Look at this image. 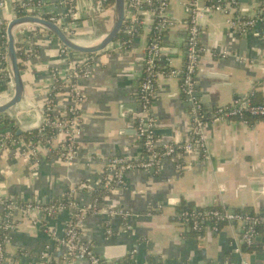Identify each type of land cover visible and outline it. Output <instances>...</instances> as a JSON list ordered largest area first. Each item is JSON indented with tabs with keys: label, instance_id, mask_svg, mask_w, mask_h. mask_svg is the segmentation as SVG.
Wrapping results in <instances>:
<instances>
[{
	"label": "crops",
	"instance_id": "obj_1",
	"mask_svg": "<svg viewBox=\"0 0 264 264\" xmlns=\"http://www.w3.org/2000/svg\"><path fill=\"white\" fill-rule=\"evenodd\" d=\"M40 1L42 5L34 10L38 14L66 9L61 0ZM186 1L170 2L169 14L178 24L165 36L161 69H181L185 64ZM237 2L242 15L258 18L246 33L244 44V33L228 26V15L207 9L200 13L201 52L196 84L201 101L210 104L209 109L203 102L208 111L243 97L264 103V17H260L256 2ZM208 3L209 0H203V4ZM2 14L7 23L12 20V5L4 8ZM142 16L144 24L131 46L120 48L113 41L107 49L88 54L92 74L81 86L83 133L77 141L72 165L51 155L47 146L40 147L37 157L25 154V144L21 143L9 150L0 149V222L3 199L53 202L80 182L89 185L77 189L74 198L88 205L95 188L102 185L101 175L108 158L143 156L134 119L140 108L138 90L153 16L149 12ZM114 20L113 5L101 11L94 0H78L74 17L66 21L65 30L71 37L96 44L111 30ZM38 30L36 27L30 34L29 42L36 51L23 61L24 98L2 114L14 123L8 124L2 118L1 132L12 131L14 125L21 127L22 133L37 129L42 121V102L52 83L51 70H68L66 58L60 55L62 42L53 33ZM223 50L229 53L227 57L222 56ZM156 90L151 112L161 129L156 134L158 142L187 141L192 115L190 103L182 95L180 77L159 76ZM59 94L63 100L67 98L65 92ZM22 133L18 135L23 137ZM206 142L209 158L187 155L181 170L166 158L159 172L127 171L123 185L104 196L102 211L87 217L82 228L84 239L100 256L115 261L137 248V264H240L242 259L250 264H264V229L254 248H243L239 253L235 248L241 245L242 228L236 222L223 224L218 232H196L176 220L182 204L264 213V119L209 120ZM109 208L123 213L111 215ZM15 218L16 228L6 245L10 260L16 264H39L45 252L53 261L63 260L64 248L52 232L55 230L58 237L63 235L70 211L42 218L40 224H33L21 211L15 213ZM71 264L89 263L75 259Z\"/></svg>",
	"mask_w": 264,
	"mask_h": 264
},
{
	"label": "built area",
	"instance_id": "obj_2",
	"mask_svg": "<svg viewBox=\"0 0 264 264\" xmlns=\"http://www.w3.org/2000/svg\"><path fill=\"white\" fill-rule=\"evenodd\" d=\"M78 0H61L66 8L62 12H53L47 15L38 14L34 10L42 5L40 0H0V32L8 23L5 21L2 11L10 4L14 10V17L24 15L43 16L64 29L66 21L74 17L76 2ZM98 9L106 10L110 0H94ZM260 6L261 15L264 17V0H253ZM171 0H125L126 11L121 36L114 41L120 48H128L134 42L141 26L144 24L143 13L149 12L153 16L151 35L147 42L142 75L139 83L138 101L140 108L136 118V134L141 140L143 156L132 158L127 156H112L106 162V168L101 175V182L108 192L117 191L123 185L125 174L130 170H155L159 172L162 162L166 158L174 161L178 170L183 169L184 158L187 155L209 158V150L206 142V128L209 120L241 119L249 121L250 118L264 119V103L256 102L252 97L237 98L233 102L218 106L208 111L197 94L196 76L200 61V13L203 9L212 12H223L228 15V26L241 32H249L258 18L245 16L237 7V0H209L203 4V0H187L185 11L188 20V29L185 45V64L183 68H160V58L164 50V39L170 30L174 29L178 22L169 14ZM114 6V5H113ZM41 29L40 33L49 32L40 25L24 23L15 30L17 49L25 58L30 57L36 50L31 43V33L35 28ZM67 31V30H66ZM51 33V32H49ZM119 34V35H120ZM4 39L0 45V82L7 87L0 91V105L9 101L14 93L12 74L8 65V34H2ZM112 44V43H111ZM110 44V45H111ZM32 45V46H31ZM109 45V46H110ZM60 55L68 62V70L61 71L54 67L51 70L52 83L46 99L42 102V121L38 127L39 138L28 140L18 136L15 132L0 131V149L9 150L16 144H25V154L37 157L41 146H47L51 155L63 158L67 164L72 165L77 154V141L83 133V114L81 104L84 101L82 83L91 76L92 70L88 54L76 52L60 43ZM75 54V56H74ZM82 54V57H76ZM229 53L222 51V56ZM20 60V59H19ZM22 60V59H21ZM159 76H179L181 90L185 101L191 107V135L187 141H171L159 143L156 135L157 118L151 112L152 103L157 95V80ZM65 92L67 98L63 100L62 94L54 95L55 90ZM53 110L55 115L51 117L48 112ZM19 128V127H18ZM21 128V127H20ZM22 129V128H21ZM25 130V131H30ZM88 183L80 182L78 186L71 187L66 195L53 202L42 203L34 200L15 202L11 199H3V213L0 222V264H16L10 260L6 245L10 242L12 232L16 228L15 213L21 211L33 224H40L42 218H50L58 212L68 210L71 212L70 220L65 224L63 235L57 236L58 242L64 248L62 261H53L48 252H45L39 264H71L75 259L85 260L89 264H137V248H133L128 256L119 261L108 262L95 251L94 246L83 237L82 228L90 214L102 211L100 197H93L88 205H82L74 198V193L81 187H88ZM111 215L123 213L121 210L109 208ZM42 214V216H41ZM128 214V212H124ZM177 222L190 226L196 232L210 229L220 231L223 224L236 222L242 228L241 245L236 246L235 251L241 253L243 248L252 249L258 244V237L264 229V213H255L246 210H234L226 207H191L183 208L176 212ZM111 233V230H108ZM145 264H165L152 263ZM191 264V263H185ZM210 264H220L217 262ZM240 264H250L249 260L242 259Z\"/></svg>",
	"mask_w": 264,
	"mask_h": 264
},
{
	"label": "water",
	"instance_id": "obj_3",
	"mask_svg": "<svg viewBox=\"0 0 264 264\" xmlns=\"http://www.w3.org/2000/svg\"><path fill=\"white\" fill-rule=\"evenodd\" d=\"M240 2H254L253 0H238ZM115 8V20L113 27L111 30L106 34V36L98 43L91 44V45H82L78 42L74 41L73 37L69 35V33L59 24L43 17L37 15H24V16H17L14 17L12 20L8 22L7 25V34H8V65L10 72L12 74L13 84H14V93L12 98L5 102L4 104L0 105V114L8 113L9 110L19 104L25 94V84L22 77V69L20 67V61L18 57V49H17V42H16V35L15 30L16 28L24 23H33L42 26L43 28L47 29L49 32L53 33L62 43L66 46L71 48L72 50L82 53V54H94L100 51H103L109 47L113 41H115L121 31L125 11H126V4L125 0H115L114 3ZM240 31V29H238ZM247 34L244 33V38L242 44L246 41ZM207 100V97H205ZM203 102L206 104L207 107L210 109V104L208 101ZM138 116V112L135 115L134 122L136 123V118ZM22 129L19 127L17 129V134L22 133ZM161 129L156 128L155 132L160 133ZM42 216V214H41ZM261 239V236L258 237V240ZM101 254L105 253L102 250H97ZM103 260L112 262L115 260L108 259L106 256H101Z\"/></svg>",
	"mask_w": 264,
	"mask_h": 264
},
{
	"label": "trees",
	"instance_id": "obj_4",
	"mask_svg": "<svg viewBox=\"0 0 264 264\" xmlns=\"http://www.w3.org/2000/svg\"><path fill=\"white\" fill-rule=\"evenodd\" d=\"M114 3H115V0H110V3L108 4L109 6H112V5H114ZM6 28H7V24H5L3 27H2V32H0V45L2 44V42H3V38H2V34H4L5 32H6ZM121 36V34L118 36V37H120ZM18 57H19V61H20V67H21V69L23 68V55H21V53L18 51ZM22 59V60H21ZM6 85L3 83V82H0V91H2V90H4V89H6ZM59 93V90H55L54 91V95H57ZM48 114L51 116V117H53L54 115H55V112L53 111V110H50L49 112H48ZM2 118H4L3 120L4 121H6L8 124H12V123H14L13 122V120H11V119H9V118H7L6 116H4V115H2V114H0V120L2 119ZM12 129H13V131L15 132V134L16 135H18L17 134V127L14 125L13 127H12ZM22 135H23V137L24 138H26V139H28V140H37V138H39V131H38V128L37 129H32V130H30V131H24L23 133H22ZM18 136H20V135H18ZM102 185H103V183H102ZM102 185H98L97 186V188H95V190L93 191V197H96V196H98V197H100V203H102L103 202V198H104V196L108 193V190H107V188L105 187V186H102ZM10 199V198H9ZM7 201H9L8 199H7ZM191 207H193L192 205H189V204H182V206L180 207V209H183V208H191ZM263 231V230H262ZM152 263H159L158 261H151Z\"/></svg>",
	"mask_w": 264,
	"mask_h": 264
},
{
	"label": "bare ground",
	"instance_id": "obj_5",
	"mask_svg": "<svg viewBox=\"0 0 264 264\" xmlns=\"http://www.w3.org/2000/svg\"><path fill=\"white\" fill-rule=\"evenodd\" d=\"M73 39H74V41H76V42H78L79 44H82V45H91V44H95V42H94V43L84 42V41H82L80 38H75V37H73ZM96 43H97V42H96Z\"/></svg>",
	"mask_w": 264,
	"mask_h": 264
}]
</instances>
